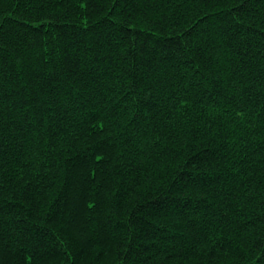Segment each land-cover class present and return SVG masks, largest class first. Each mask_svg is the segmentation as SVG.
<instances>
[{
	"label": "trees",
	"instance_id": "16d2710c",
	"mask_svg": "<svg viewBox=\"0 0 264 264\" xmlns=\"http://www.w3.org/2000/svg\"><path fill=\"white\" fill-rule=\"evenodd\" d=\"M0 264H264V0H0Z\"/></svg>",
	"mask_w": 264,
	"mask_h": 264
}]
</instances>
